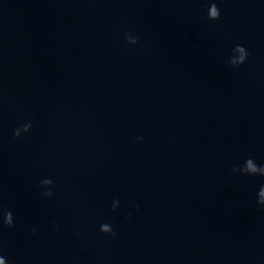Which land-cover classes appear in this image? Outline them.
Wrapping results in <instances>:
<instances>
[{"label": "water", "instance_id": "obj_1", "mask_svg": "<svg viewBox=\"0 0 264 264\" xmlns=\"http://www.w3.org/2000/svg\"><path fill=\"white\" fill-rule=\"evenodd\" d=\"M0 257L264 264V0H0Z\"/></svg>", "mask_w": 264, "mask_h": 264}, {"label": "clouds", "instance_id": "obj_2", "mask_svg": "<svg viewBox=\"0 0 264 264\" xmlns=\"http://www.w3.org/2000/svg\"><path fill=\"white\" fill-rule=\"evenodd\" d=\"M220 16V12L219 9L216 7V4L213 3L208 11V17L211 20H217L219 19ZM127 38V36H126ZM137 41H133V43H136ZM236 50L240 51L241 53H243V55L240 57L239 61H232L231 64L235 65V66H239L242 65L247 56H248V52L246 51V49L243 46L237 45L235 47ZM31 128V124H26L23 126V130L24 132L29 131V129ZM21 134V129L17 128L14 132V135L19 137ZM44 183H51V181H44ZM45 195H52L51 192H46ZM118 201H114L113 202V210H115V208L118 206ZM4 224H6L7 226L11 227L13 225V216L12 213L9 211L5 214V219H4ZM101 232L104 233H111L112 235H115V233L113 232L111 226H109L108 224H102L100 227ZM0 264H6V260L3 257H0Z\"/></svg>", "mask_w": 264, "mask_h": 264}]
</instances>
